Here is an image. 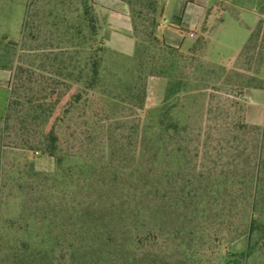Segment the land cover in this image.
<instances>
[{
    "label": "trees",
    "instance_id": "trees-1",
    "mask_svg": "<svg viewBox=\"0 0 264 264\" xmlns=\"http://www.w3.org/2000/svg\"><path fill=\"white\" fill-rule=\"evenodd\" d=\"M75 1L55 0L48 11L36 7V14H43L39 21L31 18L33 9L28 12L21 47L28 61L20 57L15 70L9 69L14 84L9 81L0 138L10 140L0 148H39L54 158L57 173L32 170L21 153L18 175L7 177L10 183L0 181V188L13 186L35 206L45 204L46 213L35 217L34 225L50 216L48 226L41 225L35 233L38 241L16 240L6 247L0 264H238L240 254L245 258L249 250L238 252L235 261L223 233L206 228L217 218L221 223L225 213L214 206L219 196L208 194L213 186L206 179V130L194 134L179 114L186 73L177 67L179 47L158 34L164 1L122 0L135 40L130 55L104 43L95 0ZM58 4L69 10L64 12ZM30 40L35 46L28 45ZM263 50L261 17L234 65L222 68L225 85L235 88L238 96L247 87L264 88ZM107 54L121 58L119 63L106 65ZM129 60V65L124 63ZM149 75L168 78L165 99L155 110L144 105ZM223 103L216 108L223 110L226 121L216 126H224L231 141L238 140L229 129L232 108L235 127L243 133L264 126L246 121L243 100L224 98ZM207 112L209 116L212 107ZM220 136H213L212 142L220 143ZM213 149L217 155L236 152L225 142ZM75 157L89 159L93 166L64 164ZM66 180L84 190V199L68 216L60 213L66 196L60 186L66 187ZM235 184L239 182L232 187ZM245 219L239 233L250 240L259 229L264 236V226L253 216ZM172 239L182 241L177 249L167 250L165 244Z\"/></svg>",
    "mask_w": 264,
    "mask_h": 264
},
{
    "label": "rangeland",
    "instance_id": "rangeland-1",
    "mask_svg": "<svg viewBox=\"0 0 264 264\" xmlns=\"http://www.w3.org/2000/svg\"><path fill=\"white\" fill-rule=\"evenodd\" d=\"M54 1L0 0L1 67L11 69L12 72L20 57L23 61H28L26 53L21 49L23 23L31 9L34 11L31 13L33 14L31 18L36 21L43 20V14H36V7L48 11L53 7ZM164 1L166 8L161 18L158 34L161 36L168 29L178 37L180 47L176 55L177 67L180 70L183 68L186 73L181 84L184 98L182 111L179 114L183 120L189 122L194 134L206 130V146L209 150L206 154V179L207 183L213 186V193L209 192L208 194L219 196L214 206H216V210L220 209L225 213V215L222 214V220L220 218L221 223L217 218L206 228H217L223 233L231 243L229 248L236 253L235 261L239 260L238 252L249 250V255L245 258L243 254H240L241 259L238 264H264L263 233L259 229L256 230L250 240L245 234L239 233V229L243 230L245 227L247 214L253 216L257 224L264 226V126L259 132L246 131L243 133L242 129L235 127L237 117H235L236 110L234 108L228 115V121L231 124L229 129H232L235 134L237 133L238 140L231 141L232 134L228 137L227 132L229 131L224 126H216V123L220 124V122L226 121L223 110L221 113L217 110V104L224 105V98L233 101L244 100L243 96H238L235 88L225 85L223 69L234 65L233 60L246 42L251 29L257 23V17L252 11L264 14V0H186L181 9L178 6L180 0ZM75 2L74 0V5ZM58 7L62 8L64 12L69 10L68 7L59 6V4ZM179 22H188L193 35H190L186 30H174L173 24H179ZM196 22L198 23L193 26L192 24ZM206 34H209V39L206 38ZM200 38H203L204 42L199 44L197 40ZM8 41L15 42L17 45H8ZM28 45L33 47L35 42L30 40ZM194 45L195 50L191 52ZM155 55L158 57L159 53L156 51ZM120 59H115L110 54L105 55V63L109 66L118 64ZM124 63L129 65L132 61H124ZM260 74L264 76V50ZM231 80L234 81V78ZM13 84L12 79L11 87ZM167 87V77L147 76L145 109L155 110L164 101ZM209 107H212L213 112L208 116ZM125 113L128 111L125 110L123 114ZM122 127H127V125ZM209 134L211 136H208ZM217 135H221L220 143L222 144L212 142L213 136ZM9 138L7 136L4 139L0 138V145L6 144L10 140ZM224 142L230 148L235 147L236 152H228V150L223 155L220 153L217 155L213 148L224 145ZM39 145L41 146V143ZM0 149L1 182L6 180L7 183H10L7 177L18 175L17 169L22 164L19 158L21 153H25L27 163L32 170L50 175L57 173L54 158L42 153L39 148L25 151L4 146ZM64 164L87 167L92 165L89 159L78 157L68 158ZM66 181V187L60 186V189L66 191L60 213L68 216L74 213V207L77 209V205L84 199V190L81 184L74 188L70 181ZM237 182L239 184L232 187ZM238 185L240 186L238 187ZM246 197L251 199L248 203L243 202V198ZM45 213V204L35 206L25 197L24 193L20 194L13 186L7 185L0 188V259L3 258L6 247L16 240L38 241L35 233L42 230V227L39 228L41 225L48 226L47 221L50 216L48 213L47 218L41 221V225H34V218L41 217ZM181 241V239L169 240L166 242L165 248L175 250L178 247L176 245H179ZM198 247H203L202 243H198Z\"/></svg>",
    "mask_w": 264,
    "mask_h": 264
},
{
    "label": "crops",
    "instance_id": "crops-1",
    "mask_svg": "<svg viewBox=\"0 0 264 264\" xmlns=\"http://www.w3.org/2000/svg\"><path fill=\"white\" fill-rule=\"evenodd\" d=\"M96 11L100 20V34L106 46L118 53L130 55L134 51L135 40L132 37L131 21L127 12V7L122 0H95ZM164 1V0H163ZM186 0L179 1V9L183 7ZM166 2L164 1L165 12ZM257 21L264 17V14L252 11ZM163 16V15H162ZM198 22L192 24L196 25ZM174 30H186L190 35L192 28L186 23L173 24ZM166 41L176 47L179 46L180 40L173 31L167 29L163 33ZM209 39V34H206ZM262 70V66H261ZM260 70V72H261ZM264 78L263 74H260ZM9 81L10 71L0 67V116H3L6 110L9 98ZM243 101L245 103V119L248 123L264 125V88L247 87L243 91Z\"/></svg>",
    "mask_w": 264,
    "mask_h": 264
}]
</instances>
